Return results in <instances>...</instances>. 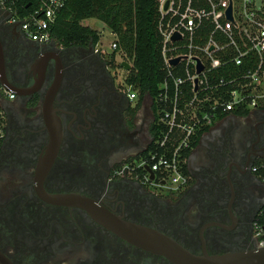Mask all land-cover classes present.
<instances>
[{
	"label": "flooded vegetation",
	"instance_id": "1",
	"mask_svg": "<svg viewBox=\"0 0 264 264\" xmlns=\"http://www.w3.org/2000/svg\"><path fill=\"white\" fill-rule=\"evenodd\" d=\"M116 64L115 53L102 55L91 41L30 40L0 3V254L11 264H173L40 191L88 197L196 254L255 247L264 111L228 114L203 133L188 153L183 192L150 188L115 174L145 150L156 120L146 96L128 97L131 68L119 84Z\"/></svg>",
	"mask_w": 264,
	"mask_h": 264
},
{
	"label": "built area",
	"instance_id": "2",
	"mask_svg": "<svg viewBox=\"0 0 264 264\" xmlns=\"http://www.w3.org/2000/svg\"><path fill=\"white\" fill-rule=\"evenodd\" d=\"M0 3L27 38L56 41L51 28L66 0ZM230 6L231 18L227 14ZM87 20L91 18L82 25L98 34L95 50L106 56L115 53L119 65L129 63L126 78L133 61L118 36L105 22L96 19L103 26L96 29ZM104 30L113 36L108 44L104 43ZM157 30L164 75L155 97L149 98L156 113L155 130L145 150L123 161L115 174L179 194L188 184V153L203 133L228 114L264 111V0H160ZM174 59H179L176 64ZM126 84L129 99H137L138 91ZM7 96L14 98L12 93ZM256 237V246L264 247V227L259 223Z\"/></svg>",
	"mask_w": 264,
	"mask_h": 264
},
{
	"label": "trees",
	"instance_id": "3",
	"mask_svg": "<svg viewBox=\"0 0 264 264\" xmlns=\"http://www.w3.org/2000/svg\"><path fill=\"white\" fill-rule=\"evenodd\" d=\"M160 0H66L51 31L55 40L63 44L94 45L97 31L82 25L85 19L96 18L118 36L120 46L133 61L127 76L141 96L154 98L163 78L161 38L157 30ZM155 126H153V133ZM1 141V138H0ZM264 176V170L261 173ZM264 227V212L259 217Z\"/></svg>",
	"mask_w": 264,
	"mask_h": 264
},
{
	"label": "water",
	"instance_id": "4",
	"mask_svg": "<svg viewBox=\"0 0 264 264\" xmlns=\"http://www.w3.org/2000/svg\"><path fill=\"white\" fill-rule=\"evenodd\" d=\"M167 6L168 1L165 3V8ZM231 13L232 9L230 6L227 10L229 18H231ZM177 36L175 35L174 38H177ZM178 60L174 59L173 63L176 64ZM121 67L125 70L131 68L129 63L125 61L121 63ZM199 69H202L201 65ZM50 105L51 102L49 103ZM59 127L56 124L50 125V128H54V131L57 130L60 134L61 130ZM51 139V145L55 144L53 147H56L60 142V138L56 134L51 136ZM151 178H153V175H151ZM40 193L46 201L82 207L97 222L121 239L141 249L162 255L173 264H264V247L255 246L249 249L217 254H210L206 248H203L201 253L196 254L159 230L127 221L123 217L111 213L88 197L78 194L47 195L45 191H40ZM0 263L11 264L2 254H0Z\"/></svg>",
	"mask_w": 264,
	"mask_h": 264
},
{
	"label": "rangeland",
	"instance_id": "5",
	"mask_svg": "<svg viewBox=\"0 0 264 264\" xmlns=\"http://www.w3.org/2000/svg\"><path fill=\"white\" fill-rule=\"evenodd\" d=\"M85 23H88L91 27L96 28V29L103 27L101 22L96 20V18H91V20H87V21H85ZM103 33H104V37H105L104 38V43L105 44H108L110 42V40H113V36L108 35L105 32V30H104ZM103 49L105 51L109 50L108 47H103ZM119 62H120V60L117 59V64H116L115 69L113 70V73H116L117 80H118L119 84H121V83H123V73L124 72H123L122 68H120ZM149 98H150L149 96H146V102H148V103L150 102Z\"/></svg>",
	"mask_w": 264,
	"mask_h": 264
},
{
	"label": "crops",
	"instance_id": "6",
	"mask_svg": "<svg viewBox=\"0 0 264 264\" xmlns=\"http://www.w3.org/2000/svg\"><path fill=\"white\" fill-rule=\"evenodd\" d=\"M158 11H159V8H158Z\"/></svg>",
	"mask_w": 264,
	"mask_h": 264
}]
</instances>
